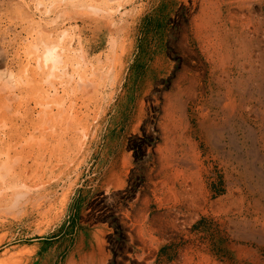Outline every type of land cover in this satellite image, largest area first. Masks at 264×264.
Wrapping results in <instances>:
<instances>
[{"label":"rangeland","instance_id":"374dc122","mask_svg":"<svg viewBox=\"0 0 264 264\" xmlns=\"http://www.w3.org/2000/svg\"><path fill=\"white\" fill-rule=\"evenodd\" d=\"M227 1L85 0L101 10L79 18L57 8L45 13L48 0H0L6 63L22 69V82L26 72L36 74L32 92L23 85L18 107L0 109V136L9 121L20 122L25 107L37 105L35 128L16 144L23 154L0 170L2 180L22 172L20 181L8 183L20 195L0 199V264H205L201 256L264 264L263 232L242 240L224 215L240 211L249 219L264 208L251 188L257 176L235 161L242 150L227 143L234 131L238 145L248 144L240 113L264 126V66L255 63L259 76L249 79L236 68L223 82L214 77ZM249 7L250 14L241 13L260 18L254 45L264 52V0ZM46 36L58 51L66 48L70 63L83 49V80L76 73L69 78V66L50 76L36 69L41 49L35 46ZM258 162L248 163L264 174V158ZM182 190L200 199L196 213L188 215Z\"/></svg>","mask_w":264,"mask_h":264},{"label":"bare ground","instance_id":"6f19581e","mask_svg":"<svg viewBox=\"0 0 264 264\" xmlns=\"http://www.w3.org/2000/svg\"><path fill=\"white\" fill-rule=\"evenodd\" d=\"M45 1V0H44ZM91 1V0H89ZM119 1V0H118ZM130 1V0H129ZM252 0H229L227 1V5L230 6V9H236L237 11H230L228 10V12L226 13V15L224 17H222L220 19V22L222 23L221 25L223 26V39H221V43H220V47L219 46H214L215 48V60L219 61L218 64V75L216 74V72H214L213 74L214 77L216 78V80L218 82H223V78H228L229 73L231 72V69L236 68L237 69V73L238 74H242L244 72H248L249 76L248 79L251 78L253 75L259 76L256 72H254L255 70V63H259V65L264 66V52L257 47V45H254L256 43H254L256 41V37L254 35H256L257 30L259 29L258 25H261L262 22L260 21V18H257L250 14V10L251 8L249 7V4L251 3ZM5 2V1H4ZM85 0H48V2L45 5V9H43V11L45 13H51L53 12L54 9H62V11L59 13V15H65V16H70L72 13H77V16H79V18H81V15H86L85 12L91 10L92 8L94 10H99L98 12H100L101 8L98 6H94L90 4L92 3H88L89 7L87 8L86 6H84ZM98 2V1H97ZM96 2V3H97ZM103 2V1H102ZM13 3V2H11ZM10 3V4H11ZM16 3V2H15ZM100 3V2H99ZM109 3V2H108ZM20 4V3H19ZM24 4V3H23ZM40 4V3H39ZM18 5V4H17ZM43 5V6H44ZM98 5V3L96 4ZM21 7V5H19ZM25 6V5H24ZM42 6V7H43ZM93 6V7H92ZM101 7L103 6V10H105L104 5H100ZM259 9H261L262 7V2L259 1L258 3ZM4 7V6H3ZM2 7V8H3ZM6 7H4L5 9ZM26 8V7H25ZM3 9V10H4ZM242 9H246L247 13H249L248 15L242 14L241 11H243ZM78 10V11H77ZM108 10V9H107ZM20 11V10H19ZM8 12V11H7ZM14 12V11H13ZM17 12V10H16ZM28 12V11H27ZM39 12V11H38ZM92 12V11H91ZM126 12V11H125ZM257 12V11H256ZM6 13V12H5ZM40 13V12H39ZM19 14V13H18ZM79 14V15H78ZM252 14V13H251ZM4 15V14H3ZM28 16L30 15L29 13L27 14ZM33 15V14H32ZM107 15V14H106ZM25 16V15H23ZM94 16V15H93ZM121 16V15H120ZM13 17V16H12ZM26 17V16H25ZM61 17V16H60ZM260 17V16H259ZM264 17V16H263ZM216 20V19H215ZM0 21H2L0 19ZM32 21V20H31ZM2 23V22H1ZM33 23V22H32ZM15 25V24H14ZM13 26V25H12ZM48 27V26H47ZM217 29V28H216ZM215 29V30H216ZM214 30V27H213ZM65 31V30H64ZM263 31V30H262ZM48 32V31H47ZM213 32V31H212ZM32 33V31H31ZM35 33V31H34ZM37 33V32H36ZM46 34V33H45ZM65 33L63 32L61 35L63 36ZM215 34V33H214ZM213 34V35H214ZM38 35V34H37ZM41 35V34H40ZM51 35V34H50ZM212 35V36H213ZM216 36V35H215ZM2 38V35L0 36ZM7 38V37H6ZM62 38V37H61ZM3 39V38H2ZM38 40V39H37ZM211 40V39H210ZM42 44L35 46L36 50H40L41 49V53L39 57V59L41 61H39L40 63H37L36 69L37 70H41L42 73H46L48 74V76H50L52 74V72L54 71V69L56 70L57 68H59V71H61L63 68L66 69L64 66L66 67H70V74L68 75L69 78L73 77V75L76 73L75 76H77V78H81V76L83 75V71L81 70V65H80V61L83 60V49H80L79 52L80 54L78 55L79 60L77 62H73L74 66L72 65L73 63H70V61L68 60V55L63 53L66 48L64 49L63 52L58 51L57 49V43H50L49 42V38L48 36H46L45 39H41ZM0 42L2 43L3 40ZM36 42V40H35ZM52 42V41H51ZM114 43V42H112ZM5 44V42H4ZM61 44V43H59ZM64 44V43H63ZM62 44V45H63ZM1 45V44H0ZM3 45V43H2ZM61 45V50H62V46ZM107 45V44H106ZM5 47V46H4ZM40 48V49H39ZM60 48V47H59ZM222 51H219V50ZM5 50V49H4ZM214 50V49H213ZM111 51V50H110ZM6 52V51H5ZM40 52V51H39ZM38 52V54H39ZM67 52V51H65ZM63 53V55H62ZM9 55V54H8ZM73 55V54H72ZM113 55V54H111ZM120 55V54H119ZM10 56V55H9ZM13 55L11 54L10 57H12ZM35 56V55H34ZM115 56V55H114ZM6 57L7 55L3 53L1 46H0V109H10V107H18L19 106V100L21 99L22 96V90L24 87L23 85H27L28 89L30 90V92H32V90H34V78L35 76L33 74H35V72L33 71L32 73L25 74V82L23 80L22 82V75H19V71H21L22 69H16L14 70L12 66L8 65L6 63ZM77 57V56H76ZM113 58V57H112ZM9 59V58H8ZM17 59V58H16ZM224 59H227L226 66L224 64ZM99 60V59H98ZM113 60V59H112ZM11 61V60H10ZM25 61V60H24ZM21 62V61H20ZM35 62V61H34ZM38 62V59H37ZM72 62V60H71ZM99 62V61H98ZM17 63V62H16ZM217 63V62H216ZM65 64V65H64ZM14 65V64H13ZM16 65V64H15ZM21 65V64H20ZM59 66V67H58ZM215 67V66H214ZM85 68V67H83ZM92 68V67H91ZM90 68V69H91ZM35 69V70H36ZM107 69V68H106ZM32 70V69H31ZM67 70V69H66ZM65 71H62V73H66ZM76 72H75V71ZM92 70V69H91ZM56 72V71H55ZM54 72V73H55ZM95 72V71H94ZM115 72V71H114ZM252 73V74H251ZM39 74V73H38ZM56 74V73H55ZM101 74V73H100ZM36 75V74H35ZM62 75V74H61ZM5 76V77H4ZM47 76V75H46ZM54 76V75H53ZM91 76V75H89ZM114 77V76H113ZM24 78V77H23ZM30 79V83H29V79ZM52 78V77H51ZM66 78V77H65ZM75 78V77H74ZM82 79V78H81ZM33 80V81H32ZM58 80V79H57ZM83 80V79H82ZM81 80V81H82ZM42 81V80H41ZM238 81V80H237ZM70 82V81H69ZM67 82V83H69ZM92 82V81H90ZM45 83H47L45 81ZM65 84L60 86L61 90L64 91L66 89V82H64ZM80 83V82H79ZM226 83V82H225ZM236 83V82H235ZM83 84V83H82ZM85 84V83H84ZM89 84V83H88ZM43 85V84H42ZM47 85V84H46ZM51 85V84H50ZM49 85V86H50ZM68 85V84H67ZM53 86V84H52ZM59 87V88H60ZM77 87V86H76ZM225 87V86H224ZM50 88V87H49ZM95 88V87H94ZM262 89V88H261ZM53 94L57 93L58 87H53ZM226 90V89H225ZM223 90V91H225ZM256 90V89H255ZM25 91V90H23ZM261 91V90H260ZM253 92V91H252ZM256 92V91H255ZM49 93V92H48ZM258 94V92H256ZM255 93V94H256ZM260 93V92H259ZM65 94V93H64ZM32 95V94H31ZM57 95V94H56ZM60 95V94H59ZM63 95V94H62ZM50 96V95H49ZM259 96V95H258ZM47 97V96H46ZM65 97V96H64ZM37 98V97H36ZM9 101V103H5L4 100ZM58 100V99H57ZM258 100V99H257ZM13 101L17 102L14 103ZM27 101V100H26ZM29 101V100H28ZM27 101V102H28ZM259 101V100H258ZM61 102V101H60ZM241 102V101H240ZM260 102V101H259ZM23 103V102H22ZM225 103V102H224ZM242 103V102H241ZM38 104V103H37ZM33 105V104H32ZM36 105V103H35ZM35 105L31 106V107H25L24 111H23V116H21V118L19 119L20 122H16L17 120L13 121H9L8 123V129L6 130V128H4L5 133L3 134V136H0V170L1 167L3 166V164L6 161H10L11 158H17V156L19 157V154H23L20 151H17V143L19 144V141L22 139V135L23 133L27 130H30L32 128H35V120H34V116H33V112L35 111ZM53 105H55L53 103ZM241 105V104H240ZM37 106V105H36ZM46 106V105H45ZM50 106V105H49ZM59 106V105H58ZM62 106V105H61ZM223 106V105H222ZM39 107V106H38ZM57 108V107H56ZM237 108V107H236ZM239 108V107H238ZM45 110V109H44ZM230 110V109H229ZM245 110V109H244ZM259 110V109H258ZM256 111L254 112L255 114L257 113V115L259 114L258 112L260 111ZM264 110V109H263ZM18 111V109H17ZM232 111V110H231ZM1 112V111H0ZM13 112V111H12ZM224 112V111H223ZM264 112V111H263ZM263 112H261L263 114ZM53 113V112H52ZM50 110L47 112L46 111V119L49 121L51 119V114ZM226 113V112H225ZM18 114V113H16ZM20 114V113H19ZM45 114V113H44ZM43 114V115H44ZM13 115V114H12ZM38 115V112H37ZM231 115V114H230ZM264 115V114H263ZM180 116V115H179ZM182 116V115H181ZM256 116V115H255ZM262 116V115H261ZM259 116V118L262 117ZM14 117V116H12ZM42 117V116H41ZM240 119V129L243 132V137H244V141L248 142L247 146L241 144L238 145L237 144V140H236V134L233 130V128L231 127V131L232 133L229 135V140H228V145L233 148L236 149L239 148L242 150V155H239L235 158V161L239 164H241L244 167V170L246 173L248 174H255L257 176V181L256 183L254 182L255 186L253 187L251 185L252 190H257L260 194V198L264 200V174H261V172H259V169L257 171V167L255 165L249 164L250 163H256V161H259L258 163H261V161H263L264 158V126L262 127V129H259L256 127V125L250 121L249 119L246 118L245 115H243L242 113H240L239 115ZM15 118V117H14ZM18 118V116H17ZM66 118V117H65ZM230 118L227 114V119ZM233 118V117H232ZM41 119V118H40ZM45 119V117H44ZM67 119V118H66ZM52 120V119H51ZM65 119L63 118V121ZM233 120V119H232ZM62 121V118H61ZM259 121V120H258ZM60 123V121H58ZM49 124V122H47ZM227 123L228 120H227ZM238 123V122H237ZM260 123V122H259ZM35 125V126H34ZM45 125V124H44ZM59 125V124H58ZM186 125V124H185ZM3 126V125H2ZM231 126V125H230ZM258 126V125H257ZM4 127H6L4 125ZM67 127V126H66ZM259 127V126H258ZM1 128V127H0ZM39 129V127H37ZM171 128V127H170ZM43 129H45L43 127ZM48 129V128H47ZM222 129V128H221ZM33 130V129H32ZM36 130V129H35ZM46 130V129H45ZM31 131V130H30ZM29 131V132H30ZM28 132V133H29ZM34 132V131H33ZM27 133V134H28ZM55 133V132H53ZM63 133V132H62ZM1 134V133H0ZM221 135V134H220ZM27 135V139H28ZM33 136V135H32ZM30 136V137H32ZM24 138V137H23ZM25 139V138H24ZM24 139L22 141H24ZM61 140V139H60ZM32 141V140H30ZM38 141V140H37ZM29 142V141H28ZM35 142V141H34ZM25 145V144H23ZM56 145V144H55ZM27 146V145H26ZM29 147V146H28ZM229 147V148H230ZM212 148V147H211ZM52 149V148H51ZM226 151V149H225ZM228 151V150H227ZM226 151V152H227ZM42 152V151H41ZM46 152V151H45ZM218 152V151H217ZM220 152V150H219ZM234 153V151H233ZM57 154V153H56ZM220 155V154H219ZM238 155V154H237ZM224 157V156H223ZM225 158V157H224ZM227 159V158H226ZM233 159V158H232ZM189 160V159H188ZM188 160L186 159H180L179 158V163H182L184 165H188ZM192 161V160H191ZM24 163V161H23ZM192 163V162H191ZM6 164V163H5ZM58 164V163H57ZM4 166H7L4 165ZM238 166V165H236ZM11 167V166H10ZM21 167V164H20ZM42 167V166H41ZM185 167V166H184ZM190 167V166H188ZM227 167V166H226ZM229 167V166H228ZM7 168V167H6ZM194 168V166H193ZM5 169V168H4ZM4 169L2 171H4ZM8 169V168H7ZM191 169V167H190ZM23 170V169H22ZM28 170V169H27ZM195 170V169H194ZM12 171V169L10 170ZM25 171V170H23ZM21 172V171H20ZM26 172V171H25ZM28 172V171H27ZM15 173V172H14ZM22 173V172H21ZM20 173V174H21ZM20 174H15L13 175L15 177L16 180H13L12 178H10V180L7 178H3L0 179V199H5V200H10L11 198H17L18 195H20V193H18L17 191V187H19L18 185H12L11 183H9V181H13L14 183L21 180V175ZM3 175V174H2ZM11 175V174H10ZM244 175V174H243ZM8 176V175H6ZM29 177V176H28ZM50 179V178H49ZM48 179V180H49ZM54 179V177H53ZM251 179V178H250ZM8 181V182H7ZM39 182V181H38ZM43 183V182H42ZM245 183V182H244ZM16 184V183H15ZM22 186V185H21ZM35 186V185H34ZM36 187V186H35ZM247 187V186H246ZM238 188V187H237ZM66 189V188H65ZM35 190V189H34ZM9 192V193H7ZM29 192V191H28ZM31 192V191H30ZM45 192V191H44ZM27 194V193H26ZM25 194V195H26ZM180 194V198L181 200H183L182 204H184V207L186 208V211H188V215H191L192 213H196L193 212L200 207L201 205V201L199 198H197L193 193H189L186 192L185 190H182V192L179 193ZM23 195V194H21ZM24 195V196H25ZM12 199L11 203L14 201ZM180 200V201H181ZM202 200H205L204 198ZM28 201V200H27ZM179 201V202H180ZM16 200L14 201V204H16ZM25 202V201H24ZM66 202V201H65ZM19 203V202H18ZM32 203V202H31ZM180 204V203H179ZM181 204V205H182ZM22 205V204H21ZM25 205V204H24ZM3 208V207H2ZM206 208V207H205ZM261 214L257 215L255 214L253 217L251 216L249 219L244 215H240V211L237 212L238 216L240 215V217L235 216V217H230L229 211H224V215L226 216V220L230 223V228H233L235 231L238 232V236L240 237V239L245 240V239H255L252 238L253 236H258L261 233L264 236V221L262 222V219L264 220V208H261V211H259ZM185 213V212H184ZM42 215V214H41ZM182 215V214H180ZM186 215V216H188ZM194 216V214H193ZM191 216V217H193ZM195 217V216H194ZM173 218V217H172ZM258 218H262L259 219ZM178 220V219H177ZM182 221V220H181ZM191 221V220H190ZM186 223V222H184ZM187 224V223H186ZM178 225V224H177ZM188 226V225H187ZM185 228V227H184ZM228 228V227H227ZM232 233V232H231ZM228 234V233H227ZM258 239V238H257ZM256 241V240H255ZM240 250L242 249L241 246H237ZM180 251V250H179ZM188 252H184L185 255V259L186 262L188 261V259L190 258V256H186ZM202 260H204L205 264H224V263H219L215 260H212L210 258H207L205 256H201ZM151 261V260H150ZM56 263V262H55Z\"/></svg>","mask_w":264,"mask_h":264}]
</instances>
